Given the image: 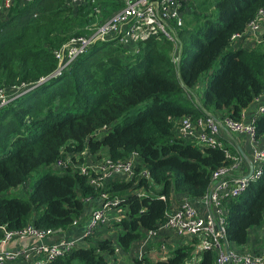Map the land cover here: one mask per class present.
<instances>
[{"label":"trees","instance_id":"1","mask_svg":"<svg viewBox=\"0 0 264 264\" xmlns=\"http://www.w3.org/2000/svg\"><path fill=\"white\" fill-rule=\"evenodd\" d=\"M121 6V0H83L74 6L66 0L15 1L0 16V87L44 79L0 108V225L16 230L31 224L67 234L85 210L82 198L96 196L98 189L70 167L51 170L56 160L84 149L101 148L112 161L136 152L135 173L144 168L151 183L140 177L135 183L114 179L106 192L126 208L114 234L95 232L44 264H106L115 258L114 247L128 252L145 230L163 222L167 201L159 194L172 191L199 200L210 174L230 162L225 148H199L178 137L177 121L211 112L236 119L264 87V41L246 48L230 41L264 9V0H190L172 42L157 34L127 49L117 38L97 40L51 76L57 67L54 51L70 38L89 35ZM143 101L148 104L128 115ZM254 129L264 139V112ZM39 168L25 199L2 194ZM263 221L264 162L259 177L226 203L225 238L234 247L244 246L250 230ZM214 259L190 237L164 259L135 258L134 264H214Z\"/></svg>","mask_w":264,"mask_h":264},{"label":"built area","instance_id":"2","mask_svg":"<svg viewBox=\"0 0 264 264\" xmlns=\"http://www.w3.org/2000/svg\"><path fill=\"white\" fill-rule=\"evenodd\" d=\"M27 3L30 0H0V16L7 13L15 4ZM83 0H66L71 6L80 4ZM190 0H121L122 6L110 18L96 26L89 35L70 38L54 51L57 67L54 75L60 74L76 56L83 53L87 46L97 40L117 38V42L127 49H133L135 43L150 36L162 34L173 41V31L182 24V8ZM232 46L237 48L252 47L264 41V9H259L254 17L247 22L242 32L231 34ZM171 60L175 63L174 53ZM39 79L32 85L21 84L17 87H0V108L22 93L42 82ZM264 112V87L256 94L247 107L239 112L236 119L228 116L213 118L209 114L201 117H181L177 121V136L185 141L194 143L199 148H225L224 157L230 162L228 166L217 168L210 174L209 184L199 199L202 202L194 204L191 199L181 193L169 191V194H159L158 198L167 201L164 219L155 229L145 230L141 238L133 242L128 252H122L114 247L112 260L106 264H134V259L148 257L151 260H161L168 256L167 246L182 238L195 237L197 247L212 251L214 264H264V246L257 249H244L228 243L224 235V219L226 203L229 199L240 195L248 185L261 173L264 162V139L255 136L254 123ZM230 134L228 138L223 133ZM238 136L248 140L250 164L243 158L244 152L237 144ZM104 150L98 149L89 153L87 149L67 156L64 160H56L52 169L57 173L67 170H77L86 177L93 188L98 189L96 196L83 197L84 212L71 223L73 227L81 225L77 236H66L51 228H36L27 224L16 230H8L0 225V264H44L63 256L78 245L84 244V239L95 232L113 228L125 217L126 208L120 207L119 197L109 196L106 192L114 179L137 182L140 177L151 185L148 172L143 168L137 174L135 166L140 162L136 152H131L122 161H112L105 155ZM74 159V162L70 161ZM138 196L143 192L137 190ZM252 230V229H251ZM250 230V231H251ZM105 232L102 235H106ZM114 231L111 232V235ZM51 236L52 242H45ZM160 242L150 257L147 248L150 244ZM179 241L177 245L182 244ZM243 247V246H241ZM131 255L126 263L120 256Z\"/></svg>","mask_w":264,"mask_h":264},{"label":"crops","instance_id":"3","mask_svg":"<svg viewBox=\"0 0 264 264\" xmlns=\"http://www.w3.org/2000/svg\"><path fill=\"white\" fill-rule=\"evenodd\" d=\"M208 114L210 116H212L213 118L214 117L215 118L222 117V115H219V113L211 112ZM223 134L227 135L226 132H224ZM227 137L232 138V136L230 134H228ZM236 141H237V144L239 145L241 151H243L244 154H246V156L248 157L250 154V147L248 145V140L245 137L238 136V139ZM81 229H82L81 225L80 226L77 225V226L73 227L67 234L64 233V235H66V236H77L81 232ZM253 229L250 231L248 242L243 247H238V249L240 251H242L244 249L257 250L258 248L264 246V225H263V228L256 229V230H253ZM55 238H56L55 236H51L50 238L45 240V242H52V241H54ZM186 240H187V238H186ZM179 241L185 242V239L182 238L180 240H176V241L172 242L170 245L167 246V249L170 250L171 247H175ZM155 249H156V247L154 244H150L148 246L147 253H148V255H150V257L152 255H154ZM131 258L132 257L129 254H126V256H120V260L122 262H126V263Z\"/></svg>","mask_w":264,"mask_h":264},{"label":"rangeland","instance_id":"4","mask_svg":"<svg viewBox=\"0 0 264 264\" xmlns=\"http://www.w3.org/2000/svg\"><path fill=\"white\" fill-rule=\"evenodd\" d=\"M193 92H195L196 94H198L197 91L193 90ZM201 94V90L199 91V95ZM148 104V101H143V102H140L132 107H130L127 111L128 115H132V114H135L138 110L142 109L143 107H145L146 105ZM41 168H39L38 170H35L33 171L32 173H30L27 181L23 184H20L16 187H12V188H8L7 190H5L4 192H2V194L4 196H14V197H17V198H22V199H25L28 195V192H29V189L32 185V183L34 182V180L37 178V176L40 174L41 172ZM52 172L54 173H57L54 169L51 170ZM263 225H264V221L263 223L261 224V226L257 227V228H254L253 230H256V229H260V228H263ZM113 228L111 229H108L107 230V233H105L107 236H111V232H113ZM106 235H103V236H106ZM185 242H186V239H185ZM263 247V246H262ZM174 247H171L169 252L173 249ZM261 248V247H260ZM259 249V248H258ZM241 253L244 252V251H240Z\"/></svg>","mask_w":264,"mask_h":264},{"label":"water","instance_id":"5","mask_svg":"<svg viewBox=\"0 0 264 264\" xmlns=\"http://www.w3.org/2000/svg\"><path fill=\"white\" fill-rule=\"evenodd\" d=\"M243 158L244 160L247 162V164H250V160L249 158L246 156V154H243ZM201 200H196L195 202H193L194 204L198 205L199 203H201ZM230 264V263H229Z\"/></svg>","mask_w":264,"mask_h":264}]
</instances>
